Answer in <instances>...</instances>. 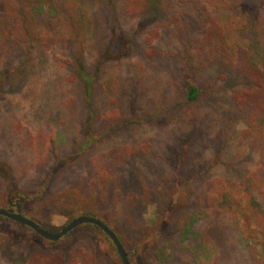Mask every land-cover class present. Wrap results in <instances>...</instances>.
I'll return each mask as SVG.
<instances>
[{
  "label": "rangeland",
  "instance_id": "1",
  "mask_svg": "<svg viewBox=\"0 0 264 264\" xmlns=\"http://www.w3.org/2000/svg\"><path fill=\"white\" fill-rule=\"evenodd\" d=\"M159 1L64 0L75 35L28 61L0 2V208L89 213L132 264H264V0ZM55 241L0 218V264H123L94 227Z\"/></svg>",
  "mask_w": 264,
  "mask_h": 264
},
{
  "label": "trees",
  "instance_id": "2",
  "mask_svg": "<svg viewBox=\"0 0 264 264\" xmlns=\"http://www.w3.org/2000/svg\"><path fill=\"white\" fill-rule=\"evenodd\" d=\"M109 6H113L115 0H105ZM1 4L4 6V9L7 10V13L10 15V18L16 23L15 27V37L20 38L24 46L26 47L25 50V57L27 61L30 59V56L35 48L36 43H56L59 44L61 41L68 39V35L72 34L75 35V29L73 28L72 20L69 14L65 12L64 7V0H0ZM159 0H149V5L151 9L157 8L159 5ZM65 15L69 16L68 24L65 23ZM74 19V16H72ZM74 22V21H73ZM66 25V26H65ZM63 30H68V35H62ZM82 26V22H81ZM86 27V26H85ZM60 30V31H59ZM114 34L112 39L116 43V46H121V33L119 30V25L115 23L113 25ZM260 35H264V31L260 33ZM253 43V45H252ZM254 46V47H253ZM264 44L260 38L254 39L251 41V49H250V56H257L260 53L259 49L263 48ZM256 48V49H255ZM253 62L254 58H253ZM24 65V64H23ZM22 66V65H21ZM80 77L87 83L88 91L91 90V80L89 78V74L86 71V68L81 64L80 65ZM199 97V89L197 86L193 84H188L186 87V99L190 102L195 101ZM25 202V198L21 197L18 201H16L13 205L17 208L20 212L23 208V203ZM15 211L14 209H11ZM82 214H89V213H82ZM4 216L0 215V218ZM33 220L37 221L36 218L32 217ZM76 218V217H75ZM21 225H25L23 223L18 222ZM27 226V225H25ZM34 234L39 235L33 228L27 226ZM87 227H94L103 232L101 228L98 226L85 223L81 224L75 229L71 231L74 232L75 230ZM104 233V232H103ZM177 234L174 235L173 238H176ZM121 240V238L119 237ZM58 241H53V243H57ZM123 243V241L121 240ZM124 244V243H123Z\"/></svg>",
  "mask_w": 264,
  "mask_h": 264
},
{
  "label": "water",
  "instance_id": "3",
  "mask_svg": "<svg viewBox=\"0 0 264 264\" xmlns=\"http://www.w3.org/2000/svg\"><path fill=\"white\" fill-rule=\"evenodd\" d=\"M0 215L10 218L14 221L23 223L33 228L40 236L45 237L49 240H53V241L61 239L62 237H64L66 234H68L69 232H71L73 229H75L81 224H85V223L94 224L98 226L99 228H101L103 232L112 240V242L114 243V245L116 246L120 254L123 264H132L127 250L125 249L123 243L121 242L119 237L116 235V233L104 221L92 215H82V216L73 218L58 232H51L45 229L42 225L37 223L35 220L25 216L22 213L15 212L9 209L0 208Z\"/></svg>",
  "mask_w": 264,
  "mask_h": 264
}]
</instances>
